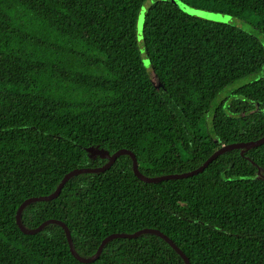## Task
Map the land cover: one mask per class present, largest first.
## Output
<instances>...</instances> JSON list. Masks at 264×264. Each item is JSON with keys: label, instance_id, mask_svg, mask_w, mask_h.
I'll list each match as a JSON object with an SVG mask.
<instances>
[{"label": "trees", "instance_id": "16d2710c", "mask_svg": "<svg viewBox=\"0 0 264 264\" xmlns=\"http://www.w3.org/2000/svg\"><path fill=\"white\" fill-rule=\"evenodd\" d=\"M179 1L253 30L171 0H0V264H186L154 232L113 238L85 263L60 224L24 233L16 222L22 201L118 149L155 177L198 168L203 145L264 135V74L246 80L264 66V0ZM20 219L64 222L81 257L110 234L152 228L190 264H264V142L157 182L122 154Z\"/></svg>", "mask_w": 264, "mask_h": 264}, {"label": "water", "instance_id": "95a60500", "mask_svg": "<svg viewBox=\"0 0 264 264\" xmlns=\"http://www.w3.org/2000/svg\"><path fill=\"white\" fill-rule=\"evenodd\" d=\"M188 6V5H186ZM189 7V6H188ZM192 8V7H190ZM195 9V8H193ZM198 10V9H195ZM215 20H221L223 22H229V18L227 16H221L220 18H215ZM141 59L142 62L145 65V68L147 71H151V62L149 59V56L147 54L146 51H141ZM264 142V135L258 139L255 140H251V141H244V142H236V143H230V144H226L223 145L222 147L216 149L215 151H213L203 162L202 164L192 170V171H186V172H182V173H176V174H165V175H160V176H155V177H146L144 175H142L137 167V162H136V158L135 155L132 151L128 150V149H118L117 151H115L108 159V161L106 163H104L103 165L100 166H96V167H79V168H75L72 169L71 171L67 172L62 179L60 180L59 184L57 185L56 189L48 194V195H39V196H32L29 197L27 199H25L24 201H22V203L19 205L17 213H16V222L19 226V228L24 232V233H36L38 232L42 227H44L46 224L49 223H58L60 224L63 228L64 231L66 233L67 236V240H68V245H69V249L71 251V253L73 254L74 257H76L79 261L81 262H92L94 260H96L101 252L102 247L104 246V244L106 242H108L109 240L116 238V237H123V238H131L134 237L140 233H144V232H154L156 234H158L159 236H161L162 238H164L172 247L173 249H175L176 252H178L180 254V256L185 260L186 264H190L188 258L185 256V254L180 250V248L165 234H163L162 232L156 230V229H152V228H143L140 229L138 231H135L133 233H113L110 234L108 236H106L105 238H103L101 240V242L99 243L95 253L90 256V257H81L80 255H78V253L75 251L74 247H73V242H72V238H71V234L70 231L67 227V225L58 220V219H47L45 221H43L42 223H40L37 227L34 228H26L22 225L21 223V219H20V214L22 209L30 202L32 201H36V200H50L55 198L57 195H59V193L61 192L62 187L64 186V184L66 183V181L73 175L78 174V173H82V172H99V171H104L106 170L115 160L118 156L122 155V154H128L132 157L133 160V171L135 173V175L143 180V181H147V182H157L160 180H165V179H177V178H184V177H188L194 174L199 173L200 171H202L213 159H215L218 155H220L221 153L230 150V149H234V148H249L258 144H261Z\"/></svg>", "mask_w": 264, "mask_h": 264}, {"label": "rangeland", "instance_id": "374dc122", "mask_svg": "<svg viewBox=\"0 0 264 264\" xmlns=\"http://www.w3.org/2000/svg\"><path fill=\"white\" fill-rule=\"evenodd\" d=\"M171 1H173L177 6H179L182 9H184L185 11H188L190 13L199 15L201 17L215 19V18H220V15L221 16H227V15H222V14H217V13L215 14V13H211V12L195 10V9L190 8V7L186 6L185 4L181 3L179 0H171ZM143 12H144V6L142 7V9L140 11V14H139V19H138V23H137L138 29L141 26V20H142ZM227 17L229 18V23H231V24H233V25H235V26H237V27H239V28H241L243 30H246V31L253 30L252 27L248 23H246L245 21H242L240 19H236V18H233V17H230V16H227ZM262 43L264 45V39H262ZM263 74H264V66L257 73H255L254 75L248 77L246 80L257 78L258 76L263 75ZM234 86H236V84ZM234 86H232L231 88H233ZM224 94L225 93H221L219 95V97H218V100L220 99L221 96H224ZM207 118H208V114H207ZM213 150L214 149L212 147H209L207 145H203L201 147V150H200V153H199V159L203 160V159L207 158L213 152Z\"/></svg>", "mask_w": 264, "mask_h": 264}]
</instances>
